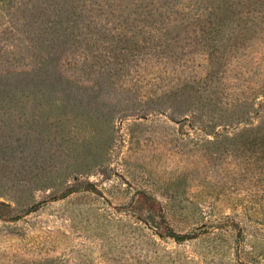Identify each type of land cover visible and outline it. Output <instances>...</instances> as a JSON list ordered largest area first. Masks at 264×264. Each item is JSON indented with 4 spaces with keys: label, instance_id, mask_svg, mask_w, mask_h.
Instances as JSON below:
<instances>
[{
    "label": "rangeland",
    "instance_id": "obj_1",
    "mask_svg": "<svg viewBox=\"0 0 264 264\" xmlns=\"http://www.w3.org/2000/svg\"><path fill=\"white\" fill-rule=\"evenodd\" d=\"M88 5L81 47L23 43L74 92L0 64V264H264V0Z\"/></svg>",
    "mask_w": 264,
    "mask_h": 264
},
{
    "label": "trees",
    "instance_id": "obj_2",
    "mask_svg": "<svg viewBox=\"0 0 264 264\" xmlns=\"http://www.w3.org/2000/svg\"><path fill=\"white\" fill-rule=\"evenodd\" d=\"M73 0H0V16L4 19V24H0V33L5 45L0 44V64L2 67H10L11 70L5 71L2 74V79L9 85L15 83H28L31 86H37L42 83L43 89L47 94L57 93L59 96L67 93V91H75L68 82H64L60 75H57L56 62L50 60L32 58L23 49V43L29 42L38 46L42 50H52L57 42L68 43L81 47L82 41L90 39L86 30L88 24L85 25V18L90 14L91 0H85L80 3ZM82 17V18H79ZM2 36V37H3ZM7 39L10 42H7ZM12 41H17L15 45ZM53 53V52H52ZM80 61V60H79ZM142 61L136 60L134 71L142 69ZM55 64V65H53ZM4 77V78H3ZM68 84L71 86L68 87ZM3 85V84H2ZM49 85V86H48ZM43 90V94H44ZM40 89L37 90L39 92ZM258 106L264 105V98L259 99ZM251 113L254 117H258L260 125L257 131L264 128V116L259 117L257 110L252 108ZM264 142L263 137L259 138ZM155 203L154 198L147 195L145 200H140V211L146 212V215L139 217L144 223L149 226H154L158 229L165 228L166 234L174 237H183L184 234H179L169 226L167 214L161 208L157 210L161 214L158 220L153 216L152 211H157L156 208L147 203ZM155 205L158 204H154ZM205 231V230H204ZM246 258L240 261V264H260L255 258H250L253 263L247 262Z\"/></svg>",
    "mask_w": 264,
    "mask_h": 264
}]
</instances>
